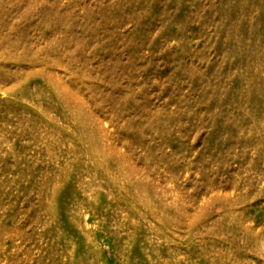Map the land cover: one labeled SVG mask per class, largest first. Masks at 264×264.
Returning a JSON list of instances; mask_svg holds the SVG:
<instances>
[{
    "label": "rangeland",
    "instance_id": "rangeland-1",
    "mask_svg": "<svg viewBox=\"0 0 264 264\" xmlns=\"http://www.w3.org/2000/svg\"><path fill=\"white\" fill-rule=\"evenodd\" d=\"M0 264H264V0H0Z\"/></svg>",
    "mask_w": 264,
    "mask_h": 264
}]
</instances>
